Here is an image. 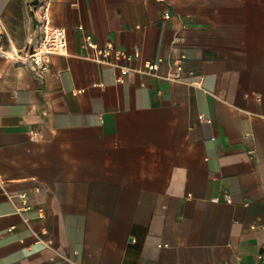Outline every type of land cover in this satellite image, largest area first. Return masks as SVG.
Returning a JSON list of instances; mask_svg holds the SVG:
<instances>
[{"label": "crops", "instance_id": "1", "mask_svg": "<svg viewBox=\"0 0 264 264\" xmlns=\"http://www.w3.org/2000/svg\"><path fill=\"white\" fill-rule=\"evenodd\" d=\"M36 2L68 49L47 73L0 58V264H259L264 0ZM42 11L0 0L8 49L37 45ZM85 34L139 47L135 71ZM182 54L187 83L142 72Z\"/></svg>", "mask_w": 264, "mask_h": 264}, {"label": "built area", "instance_id": "2", "mask_svg": "<svg viewBox=\"0 0 264 264\" xmlns=\"http://www.w3.org/2000/svg\"><path fill=\"white\" fill-rule=\"evenodd\" d=\"M31 5L32 8L41 7L43 10L39 20L42 32L39 42L35 47L25 52L17 50L12 45L8 49L7 43H10V38L6 25L0 17V58L15 61H29L33 63L36 69L47 73L51 69L53 58L57 55H65L67 53L68 33L66 28H58L52 25L48 4L44 3L40 5L36 0H31ZM170 18V14L165 15V19ZM78 29L83 31L84 27L80 26ZM82 48L91 51V59L93 61L119 69L123 77L135 71V69H132L126 63H131L141 56L139 47H135L131 53L117 49L113 44L100 47L90 34H85ZM164 66H167L169 69L167 74L162 73ZM142 72L150 77L173 83H187V78L193 77L196 74L195 70L187 65V56L185 54L175 59L166 60L160 57L154 61H149L145 63ZM194 86L201 89L203 87L202 80L194 82ZM81 92L78 91V93ZM20 198L23 201L25 209H30L28 195L21 194ZM213 202L217 203L219 199H214ZM227 202L231 203V200L228 198ZM259 260V264H264V251L259 254Z\"/></svg>", "mask_w": 264, "mask_h": 264}]
</instances>
